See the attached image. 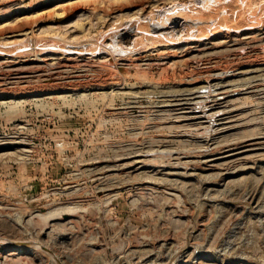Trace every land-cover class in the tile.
I'll return each instance as SVG.
<instances>
[{"label":"rangeland","instance_id":"1","mask_svg":"<svg viewBox=\"0 0 264 264\" xmlns=\"http://www.w3.org/2000/svg\"><path fill=\"white\" fill-rule=\"evenodd\" d=\"M197 1L0 0V264H264V8Z\"/></svg>","mask_w":264,"mask_h":264},{"label":"bare ground","instance_id":"2","mask_svg":"<svg viewBox=\"0 0 264 264\" xmlns=\"http://www.w3.org/2000/svg\"><path fill=\"white\" fill-rule=\"evenodd\" d=\"M222 1H226V0H198L197 2L198 3H200V6L199 7H201L202 8V10H211L213 7H214V5H219L220 6V4H224V3H222ZM241 1V5H240V8L242 9V11L240 12V14L241 15H244L245 13H247V12H249V13H254V12H256V10L258 9V8H260L261 7V9H263L264 7H262V5H263V3L262 2H260V1H257V0H240ZM227 2V1H226ZM179 3V2H178ZM173 6V5H172ZM171 6V7H172ZM178 6V8H177V10H180V9H182V10H187L188 8H189V4H187V3H181L180 4V6H179V4H175L173 7H172V9H175L176 7ZM221 8V7H220ZM215 9V8H214ZM225 9V8H224ZM240 9V10H241ZM201 10V9H200ZM218 10V9H217ZM222 10V9H221ZM227 10V9H226ZM207 11V12H208ZM177 11H170V12H168V13H165V14H163L161 17H159V20H160V22L162 23V24H164L165 22H168V21H170L171 20V15L170 14H173V13H176ZM201 12H203V11H201ZM222 12H223V10H222ZM225 12V11H224ZM204 13H205V11H204ZM210 13V12H209ZM218 13H220L219 11H218ZM226 13V12H225ZM224 13V14H225ZM152 15H150L151 16V19L152 18H154V13H151ZM202 15V14H201ZM213 15H215V14H213ZM211 16V15H210ZM216 16H218V15H216ZM207 17H208V14H207ZM194 19H197V21L198 20H201V19H204L203 17H201L200 18V16H198V14H197V17L196 18H194ZM210 19H211V17H210ZM209 19V20H210ZM158 20V21H159ZM211 23H210V25H209V22H207L208 23V25H206L207 27V32H209L208 31V29L209 30H211L210 28H213V27H210V26H212L211 24L213 23V24H216V23H218V19H217V17L215 18V17H213L211 20ZM201 22H202V20H201ZM200 22V23H201ZM203 22H204V20H203ZM198 23V22H197ZM206 23V22H205ZM204 23V24H205ZM161 24V25H162ZM204 24H203V27H204ZM158 25V24H157ZM198 25V24H197ZM194 26V25H193ZM200 26V25H199ZM201 26H202V24H201ZM195 27L197 28V26L195 25ZM158 28V27H157ZM206 28H202V29H204L203 31H205V29ZM201 29V28H200ZM213 30V29H212ZM195 31L196 30H193V28H192V31L190 32V34L189 35H194V34H197V35H203L204 33H199L198 31H197V33H195ZM189 33V32H188ZM205 35V34H204ZM61 38H63V37H61ZM114 38V37H113ZM115 40V39H114ZM117 41L118 40H116L115 41V46L117 45ZM58 43V42H57ZM23 45H24V43H22ZM53 44V43H52ZM56 45V44H55ZM62 45V44H61ZM119 45H121V44H119ZM22 46V45H21ZM114 46V47H115ZM20 47V46H19ZM113 47V48H114ZM117 48V47H116ZM122 48H125V47H122ZM17 49V48H16ZM117 50V49H116ZM115 50V51H116ZM9 51V50H8ZM122 51H123V49H122ZM121 51V49H120V52H122ZM230 87V86H229ZM227 89V88H226ZM229 89H231V88H229ZM229 89H227V90H223V91H221L222 93H224L225 95H228V94H231L230 93V91H229ZM233 89V88H232ZM233 91V90H232ZM215 100V99H214ZM215 103V102H214ZM185 104V103H184ZM174 105V104H173ZM176 105V104H175ZM177 105H178V103H177ZM210 108V107H209ZM208 108V109H209ZM189 110H192V108L191 109H189ZM218 110V109H217ZM220 110V109H219ZM219 110H218V113H219ZM184 111H186V110H184ZM212 111V110H211ZM221 111V110H220ZM217 112V111H216ZM189 113V112H188ZM216 114V113H215ZM182 116V115H181ZM231 148H233V147H231ZM230 148V149H231ZM199 154V153H198ZM197 154V155H198ZM201 154V153H200ZM203 154V153H202ZM201 154V155H202ZM207 155V154H206ZM145 156V155H144ZM215 158V157H214ZM143 159V158H142ZM141 159V160H142ZM138 160H139V158H138ZM145 160H146V158H145ZM178 160V159H177ZM180 160H181V158H180ZM208 160H210V159H208ZM144 161V160H143ZM186 161V160H185ZM207 161V160H206ZM144 162H147V160L146 161H144ZM173 162V161H172ZM178 162H180V161H178ZM183 162H184V160H183ZM182 162V163H183ZM191 162V161H190ZM138 163H139V161H138ZM181 163V162H180ZM181 163V164H182ZM187 163V164H186ZM184 165L185 166H183V164H182V166L183 167H186V168H189V167H187L186 165H189L190 163H189V161H187ZM194 163V162H193ZM147 164V163H146ZM175 164V163H174ZM174 164L172 165L173 167H174ZM177 164V163H176ZM181 164H179V165H181ZM215 164V163H214ZM142 165V164H141ZM178 165V164H177ZM193 165V164H192ZM192 165H190L191 167H192ZM171 166V167H172ZM176 166V165H175ZM194 166V165H193ZM178 168H179V166H177ZM176 167V168H177ZM111 177H112V175H111ZM108 178V177H107Z\"/></svg>","mask_w":264,"mask_h":264}]
</instances>
